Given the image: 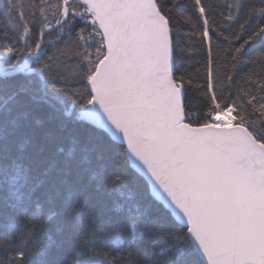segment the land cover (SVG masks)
Instances as JSON below:
<instances>
[{
  "label": "snow or ice",
  "instance_id": "snow-or-ice-1",
  "mask_svg": "<svg viewBox=\"0 0 264 264\" xmlns=\"http://www.w3.org/2000/svg\"><path fill=\"white\" fill-rule=\"evenodd\" d=\"M193 16L203 112L174 68ZM0 264H264V0H4Z\"/></svg>",
  "mask_w": 264,
  "mask_h": 264
},
{
  "label": "trees",
  "instance_id": "trees-1",
  "mask_svg": "<svg viewBox=\"0 0 264 264\" xmlns=\"http://www.w3.org/2000/svg\"><path fill=\"white\" fill-rule=\"evenodd\" d=\"M209 2L216 4H222L223 0H209ZM4 0H0V8L3 7ZM191 15V12L188 13ZM220 24L219 18L216 20V25ZM202 22H197V17L193 16L192 23H186L184 20L176 22V26L173 29L174 45H177L179 54L176 57L174 68L177 75L183 74L186 80H191L192 84L187 88L188 97L196 105L191 110L193 112H203L206 110L207 102L205 101L202 93L207 90V67L209 62L208 45L203 41L201 33L203 31ZM80 26H83L81 24ZM223 30V29H221ZM212 37L211 40V62L213 67V78L215 84V90L219 96L221 92V85H227L225 79V73L230 67V55L228 54L229 43L220 36L217 31H210ZM225 36L229 33L225 31ZM233 46H238L233 42ZM51 52L52 49L49 48ZM260 51L258 46L246 48V54L244 55V61H247L254 53ZM247 71L246 66H241L238 74L234 75V81L231 86V93L235 95L238 87L241 86V78L244 72ZM73 87H80L78 84L72 85ZM228 89L226 88L225 94ZM202 118V117H201ZM109 139H112L109 136ZM117 143L116 141H113ZM133 171H135L133 169ZM141 182L147 184L144 178L141 176ZM149 191V187H148ZM150 193V191H149Z\"/></svg>",
  "mask_w": 264,
  "mask_h": 264
},
{
  "label": "water",
  "instance_id": "water-1",
  "mask_svg": "<svg viewBox=\"0 0 264 264\" xmlns=\"http://www.w3.org/2000/svg\"><path fill=\"white\" fill-rule=\"evenodd\" d=\"M117 143H121L120 141H116ZM126 147V146H124ZM144 178V180L147 182L148 184V187H149V191L151 192V184H150V181L148 180V177L147 176H142Z\"/></svg>",
  "mask_w": 264,
  "mask_h": 264
},
{
  "label": "rangeland",
  "instance_id": "rangeland-1",
  "mask_svg": "<svg viewBox=\"0 0 264 264\" xmlns=\"http://www.w3.org/2000/svg\"><path fill=\"white\" fill-rule=\"evenodd\" d=\"M54 35V34H53Z\"/></svg>",
  "mask_w": 264,
  "mask_h": 264
}]
</instances>
